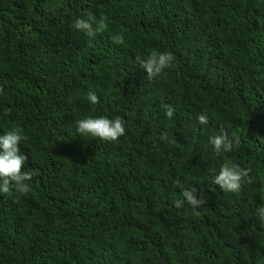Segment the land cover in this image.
Returning <instances> with one entry per match:
<instances>
[{
	"label": "trees",
	"instance_id": "trees-1",
	"mask_svg": "<svg viewBox=\"0 0 264 264\" xmlns=\"http://www.w3.org/2000/svg\"><path fill=\"white\" fill-rule=\"evenodd\" d=\"M86 11L107 17L91 45ZM153 50L176 66L148 80ZM0 86V135L21 127L38 172L0 193V264H264V0H0ZM89 116L126 134L84 137ZM222 129L240 144L217 155ZM226 161L253 183L215 185ZM177 180L208 204L176 207Z\"/></svg>",
	"mask_w": 264,
	"mask_h": 264
},
{
	"label": "clouds",
	"instance_id": "clouds-1",
	"mask_svg": "<svg viewBox=\"0 0 264 264\" xmlns=\"http://www.w3.org/2000/svg\"><path fill=\"white\" fill-rule=\"evenodd\" d=\"M106 21L107 17H101L97 21L91 11H86L82 17L75 20L72 27L83 32L88 38L89 45H91L96 36L106 30ZM116 42L122 43L123 37L116 38ZM136 61L142 69L146 70L148 80L157 78L165 70L176 66L175 56L169 51L153 50L146 57L137 56ZM3 91V87L0 86V93H3ZM87 98L93 104L99 103V97L94 90H89ZM163 107L167 117H173L174 108L167 104ZM9 111L5 109L4 114L8 115ZM198 120L201 124H207L209 117L206 113L200 114ZM76 123L77 131L84 137L90 136L115 142L126 134V121L120 117L110 119L107 116H89L78 120ZM27 139L28 137L19 126H13L3 135H0V193L10 194L14 189L16 192L26 195L31 190V185L28 182L32 180L34 175H38V172L24 169L28 157L22 153L20 144ZM161 139H166V134H163ZM210 143L214 146L217 155H220L224 152H231L234 146L239 147L240 141L235 137V134L230 137L229 133L222 129L219 134L210 138ZM251 172V166L241 167L236 163L226 161L222 164L219 174L214 177V184L226 192H239L242 182L253 183L254 178L250 175ZM175 183L183 190V198L173 201L176 207H183L186 201L195 211L208 204L207 193L199 191V196H197L198 190L184 188L179 180ZM196 214L199 215V211H196ZM256 215L264 224V204L257 208Z\"/></svg>",
	"mask_w": 264,
	"mask_h": 264
}]
</instances>
